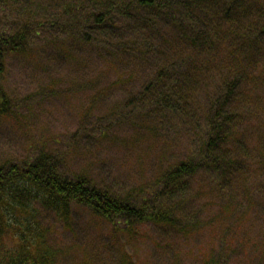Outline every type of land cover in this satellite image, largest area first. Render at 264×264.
<instances>
[{
  "label": "trees",
  "instance_id": "obj_1",
  "mask_svg": "<svg viewBox=\"0 0 264 264\" xmlns=\"http://www.w3.org/2000/svg\"><path fill=\"white\" fill-rule=\"evenodd\" d=\"M53 1L41 5L44 22L19 15L7 31L4 11L12 0H0V116L17 109L4 84L8 59L27 56L36 41L65 49L60 35L75 37L96 49L103 64V52L115 60L122 73L117 79H126L119 85L140 69L141 89L95 121L87 123L92 112L86 111L82 123L90 131L104 125L99 132L109 137L116 119L134 122L135 136L154 146L149 166L144 157L139 161L140 175L150 179L123 193L70 169L65 160L74 146L44 144L24 159L0 162V264H69L53 234L68 230L79 236L75 211L82 208L136 240L142 238L139 226L148 223L188 245L190 239L201 243L196 238L205 232L212 248L204 264H230L229 242L264 197V0ZM129 64L133 71L121 70ZM73 65L79 70L82 63ZM108 89L111 99L124 95L116 86ZM250 118L257 124L245 129ZM179 133L186 135L188 149L174 159ZM80 240L71 247L92 260L87 236ZM135 254H125L124 263L136 264Z\"/></svg>",
  "mask_w": 264,
  "mask_h": 264
},
{
  "label": "rangeland",
  "instance_id": "obj_2",
  "mask_svg": "<svg viewBox=\"0 0 264 264\" xmlns=\"http://www.w3.org/2000/svg\"><path fill=\"white\" fill-rule=\"evenodd\" d=\"M50 3L55 4L53 0H12L4 11L6 20L2 28L12 30V24L19 21V15L44 22L41 5L48 6ZM118 24L121 26L122 20ZM55 30L57 32L58 28ZM60 37L66 40L68 48L36 41L33 44L34 51L27 56L16 55L8 59L4 84L16 100L17 109L15 115L0 116V162L24 159L34 148L44 144L47 148L51 146L58 150L74 146L68 149L69 155L65 160V164L73 171L88 172L98 182L102 180L123 193L141 189V183L149 180L150 174H143L145 177L140 175L139 161L144 157L147 160H144V165L149 166L148 157L154 146L141 142L135 136L133 131L137 129L133 126L134 122L118 118L119 122L116 119L118 124L108 134L110 139L101 136L99 132L105 130L104 125L103 130L90 131V126L86 127L87 124L82 123L86 111L92 112L87 123L95 121L107 115L110 109L119 107L118 99L123 103L131 92L141 89L145 81L141 78L140 69L135 71L133 80L119 85L126 79H117L122 73L115 70V65L111 63L115 60L109 54L103 52L107 60V64H103L96 49L85 48L75 37H69V40L65 34ZM62 51L67 53L60 55ZM84 53L91 55V59L85 61ZM73 54L76 61L71 62ZM77 62L82 63L79 70L73 65ZM121 70L130 73L133 71L132 64ZM112 86H116L117 92L124 95L111 99V90L108 88ZM103 92L105 94L100 96ZM253 124H257V121L250 118L244 127L252 129ZM176 135L179 143L174 146L173 158L185 155L188 149L186 135ZM75 138L77 140L73 141ZM75 214L82 230L79 236L76 231L68 230H59L53 234L57 242L54 245L59 247L61 253L65 252L62 258L69 264H125L123 259H132L133 253H136V264H204L202 257L212 248L209 238L204 239L208 234L202 231L196 238L202 242L190 239L191 245H188L172 241L171 232L148 223L139 226L142 238L136 240L131 233L114 232L111 224L88 214L83 208L77 209ZM250 215L251 220L237 227L236 237H232L227 246L230 264H256L255 261L264 264V197L260 206L256 205ZM45 221L55 229L51 217ZM85 236L91 247L87 250L92 255L89 261L82 250L71 247L74 243L80 245L78 241H83ZM215 237L218 238L217 234ZM240 237H243L242 242L247 245L244 250L241 244L238 245ZM174 248L179 251H175L173 260ZM66 254L70 255L65 258Z\"/></svg>",
  "mask_w": 264,
  "mask_h": 264
}]
</instances>
